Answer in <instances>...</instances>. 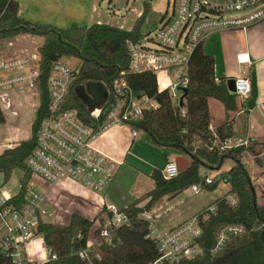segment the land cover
Wrapping results in <instances>:
<instances>
[{
    "label": "trees",
    "instance_id": "1",
    "mask_svg": "<svg viewBox=\"0 0 264 264\" xmlns=\"http://www.w3.org/2000/svg\"><path fill=\"white\" fill-rule=\"evenodd\" d=\"M149 10L150 4L145 0L141 16L130 31L106 24L90 27L74 24L63 29L21 18L17 1L0 0V40L22 35L43 40L38 49L41 106L32 125L31 137L0 155V175L8 183L13 172L21 170L24 172L21 183L25 186L31 180L32 173L26 161L37 146L39 129L50 112L47 81L51 67L65 57L76 58L80 61V68L70 89L67 109L77 110L87 125L96 129L101 127L107 110L118 97L114 82L123 79L127 84L123 94L128 98L147 96L159 104L156 110L145 111L142 119L126 126L131 131L147 134L158 147L171 148L184 154L189 158L190 166L173 179L164 178L161 170H153L150 178L154 188L120 209L128 216L129 223L114 230L108 239L97 242L95 248H89V235L97 219L90 220L73 213L67 225L40 222L36 236L43 239L49 257L44 264H153L159 259L157 243L149 236L151 223L140 216L149 213L165 197L175 198L192 187H199L201 191H215L220 183L230 185L229 193L195 215L199 217L202 232L199 244L203 255L194 263L264 264V196L260 201L243 160L244 153L251 152L258 166H263L264 162L258 157L264 151V142L255 143L248 149L221 150L222 142L235 135L229 113L237 111L239 106L237 96L230 93L226 79L217 78L215 58L205 53L203 44L197 47L190 61L189 86L183 106L174 105L169 92L161 91L153 73L130 72L127 43L139 41ZM248 78L252 93L241 102L244 115L255 108L258 96L254 69L248 71ZM86 84L92 93L95 92L93 90L98 91L92 100L85 95ZM209 100L219 101L226 114L225 120L215 129L211 128ZM97 104L103 105V111L99 120L95 121L89 108ZM5 123V115L0 109V125ZM228 161H232L233 166L223 171ZM202 168L216 173L211 184H206L209 176L207 173L201 174ZM25 196V191H20L7 205L19 210L26 202ZM230 196L237 199L235 206L229 203ZM144 200H147L146 205L140 207ZM212 206L216 207V212H208V217L204 219L201 213ZM228 227H240L243 232L239 236H231L223 251L213 255L218 234ZM94 232L98 234L99 231L95 229ZM82 252L87 254L85 259L80 256ZM0 264L13 263L1 255Z\"/></svg>",
    "mask_w": 264,
    "mask_h": 264
},
{
    "label": "built area",
    "instance_id": "2",
    "mask_svg": "<svg viewBox=\"0 0 264 264\" xmlns=\"http://www.w3.org/2000/svg\"><path fill=\"white\" fill-rule=\"evenodd\" d=\"M263 20L264 0H174L172 12L161 15L154 30L141 32L138 42L127 43L129 70L132 73H153L157 83L158 74L173 76L174 81L161 91L167 90L172 101L177 99L181 102L189 86L190 61L197 47L213 34L246 32ZM9 47H13V43H9ZM24 53L0 56V109L5 116L7 114L13 119L20 117V111L25 106L17 99L20 90L29 91L33 113L36 114L41 106L38 85L40 55L29 56ZM237 63L249 64L248 54L238 55ZM76 74L61 61L51 67L47 81L50 112L39 129L37 146L26 161L32 178L27 185L21 182L19 185V192L25 191L26 194L25 204L15 210L7 202L17 194L11 196L8 191H2L0 195V256L10 259L13 264L48 262H35L25 252V248L37 237L38 225L49 215L44 208L46 194L36 186L39 180L50 187L71 181L98 196L104 195L114 181L120 164L99 151L95 141L111 127L139 121L145 111L156 110L159 106L155 99L147 96L128 98L123 94L127 89L126 82L123 79L116 80L114 89L118 97L107 110L104 124L96 129L87 125L77 110L66 108ZM251 93L250 79L236 78L234 94L237 98L246 99ZM102 111L103 105L100 104V107L90 112L91 118L98 121ZM132 133L133 137L138 135L136 131ZM256 142L250 135H234L222 142L221 150L248 149ZM161 173L166 179L181 174L175 161L167 163ZM212 181L208 177L206 184ZM192 191L198 194L201 189L192 187ZM228 200L232 206L237 204L234 196ZM107 210L109 216L99 231V241L108 239L114 230L129 223L128 216L116 206L108 207ZM208 212L215 213L216 207L212 206L201 213L204 219L208 217ZM144 215L140 217L151 223L149 236L157 243L159 259L153 264H195L194 261L203 255L199 244L202 234L199 217L193 216L171 229L160 231L154 221ZM242 232L240 227L222 230L212 254H219L231 236H239ZM80 256L85 259L87 254L82 252Z\"/></svg>",
    "mask_w": 264,
    "mask_h": 264
},
{
    "label": "crops",
    "instance_id": "3",
    "mask_svg": "<svg viewBox=\"0 0 264 264\" xmlns=\"http://www.w3.org/2000/svg\"><path fill=\"white\" fill-rule=\"evenodd\" d=\"M19 3V16L24 18L28 21L38 24L50 25L55 26L57 28L67 29L72 25H78L82 27H90L94 24H106L109 22H102L103 13L100 11L101 2L102 0H15ZM140 13H138L139 16ZM141 15V14H140ZM133 27V26H132ZM131 28L124 30L130 31ZM122 29V28H121ZM221 39L217 41L219 50L215 53L212 52L211 55L215 58L216 61V76L217 70L220 67L222 74L221 77L217 76V78H225L227 83L229 80H235L236 78L241 77H248V71L251 69L255 70L256 79H257V88H258V96L256 101V106L253 110H251L248 114L244 115V112L241 108V102L244 99L237 98L238 102V110L232 113H229V118L232 121V126L235 132V135L238 136H248L250 135L254 139H256V143L264 142V20L259 22L256 25L251 26L246 32L243 31H229L220 34ZM32 36L29 35H22L16 37L17 39H28ZM34 38V37H32ZM37 38V37H36ZM15 39V38H14ZM29 43V41H28ZM14 46V44H13ZM24 49V48H23ZM23 50H19L16 53H22ZM206 53V52H205ZM207 54V53H206ZM240 54H248L250 63L246 65H239L237 63V56ZM219 68V69H220ZM19 101V100H18ZM212 100H209V110L211 116V128H217L224 120H225V110L224 106L218 101L215 103L217 111V118L213 117L211 103ZM29 110V109H28ZM32 115L34 116L35 120V112L31 109ZM27 113V109L25 106L20 111V117L14 122H19L24 125L26 121L23 119V115ZM257 113V114H256ZM26 116V115H25ZM24 116V117H25ZM6 123L8 122L7 117ZM34 123V122H33ZM21 125V126H22ZM127 126H114L110 129L103 132L95 141V147L101 151L103 154L109 156L110 158L114 159L120 165L118 167L116 176L110 187L108 188L107 192L104 194V198H100V196L94 194L93 192L89 191L88 189L82 187L81 185L71 182V181H64L62 183L57 184L56 186L50 187L46 185L45 187H41L46 191V202L51 203L54 195L57 196L58 192L61 191V187L65 186V184H74L77 185L84 190H86L84 203L80 202L78 205L80 208H85L84 204H88V207L92 206L96 213L95 215L90 218L84 216L82 212L75 210L72 211L70 216L73 213H78L83 217H86L90 220H96L94 225V230L99 228L100 223H106L107 218L109 216L108 213V204L107 201L111 203V205L116 206L117 208L121 209L126 207L136 199L141 198L147 192H136V186L139 185V181L141 180V175L136 173V179L134 180V184L125 187L122 184V177L126 174V171L129 172V165L126 163L127 159L131 155V150L135 149L138 151L143 146L142 141L136 140L139 137V132L136 137H133V133H129ZM16 133H20V129H16ZM17 134H13L10 139L8 140L7 146L3 148L4 150L13 148L21 141L27 140L31 137H27L26 139L16 138ZM147 140L150 143L149 146L153 144L150 140L149 136L147 135ZM147 141V142H148ZM154 145V144H153ZM156 146V145H154ZM160 150L163 151L165 155V162L163 167L159 170H162L165 165L169 162L176 161L179 157L186 158L190 160L182 153L177 150L171 148H162L159 147ZM4 152V151H3ZM248 153V152H246ZM264 153V152H263ZM245 154V153H244ZM134 161H139L138 158L133 159ZM254 162H252L253 164ZM248 168L251 163L247 162ZM261 167H257L256 171L259 172ZM230 169V168H229ZM228 169V170H229ZM227 171V170H223ZM202 173V172H201ZM206 173V172H204ZM151 175V174H150ZM151 179V178H150ZM153 182V181H152ZM154 184V183H153ZM222 187L224 188V192L221 195L223 197L230 191V185L221 183ZM192 190V188H191ZM172 198V199H176ZM169 197H165L161 199L159 202L155 204L153 210L149 213L145 214V218H150L153 221L156 219H163L166 218L171 213V209L168 208V204L170 202ZM163 201V203H161ZM141 207V205H140ZM167 207L166 213L160 214L163 209ZM173 210V209H172ZM154 215L153 216L151 215ZM152 217V218H151ZM190 216L185 215L184 213L180 212L177 207L174 209V212L170 214V217L167 219L165 224L166 228L159 229L160 231H166L168 229L173 228L174 226L178 225L189 219ZM193 217V216H192ZM70 220V218H69ZM155 220V221H156ZM154 221V222H155ZM69 223V222H68ZM67 223V224H68ZM66 224V225H67ZM98 224V225H97ZM36 239V238H35ZM34 239V240H35ZM28 246V254L30 257L33 258L34 254L32 252L33 248V241ZM35 242V241H34ZM31 246V247H30ZM90 246V245H89ZM91 247V246H90ZM31 250V251H30Z\"/></svg>",
    "mask_w": 264,
    "mask_h": 264
},
{
    "label": "rangeland",
    "instance_id": "4",
    "mask_svg": "<svg viewBox=\"0 0 264 264\" xmlns=\"http://www.w3.org/2000/svg\"><path fill=\"white\" fill-rule=\"evenodd\" d=\"M145 0H102V4L100 7L101 13H103L102 16V22H109L107 25H111L113 27L117 28H131L135 21L141 16V12L143 9V2ZM150 4V10L146 18L144 19V24L141 28L142 33H147L150 30H154L158 24V19L161 15L166 14L167 12L170 14L173 9V2L174 0H146ZM138 13L139 16H138ZM28 39H4L0 40V56H12L16 52H19V50H23L25 52L24 54H27L31 56L32 54H36L39 56L38 49L42 45L43 40L41 38H29ZM221 39L220 34H213L209 38H207L203 44L204 51L211 55L212 52H217L219 50V47L217 44V41ZM29 41V43H28ZM9 43H13V47H9ZM24 48V49H23ZM20 54V53H18ZM61 63L66 66L69 70L78 72L80 68V61L73 57H65L61 60ZM220 68V67H219ZM218 68L217 76L221 77L222 71L221 68ZM232 80V79H231ZM229 80L228 83L231 81ZM236 80V79H235ZM174 81V77L172 76H166L165 74H158V85L159 88L162 89L164 86H167L168 84L172 83ZM235 87V86H234ZM85 89V95L87 99L92 100L95 98V92H98L97 90H93L95 92H91L89 90V85H84ZM229 91L230 93L234 94L235 90L233 87L229 84ZM17 99L24 103L27 113L23 115L24 121H26V124L22 125L19 122H14V120L19 119H13L10 118L7 114L5 117H7V124L0 125V155L3 153L5 146H7L8 140L13 134H17L16 138L18 140L20 139H26L32 134V125L34 122V116L31 112L30 107V93L28 90H20L17 94ZM218 101L212 100L211 109L212 114L214 118H217V110L215 107V103ZM180 101L177 99L173 100L174 105H179ZM29 109V110H28ZM257 114V113H256ZM26 115V116H25ZM25 116V117H24ZM22 125V126H21ZM20 129V133H16V129ZM129 131V133H132L131 129L127 126L126 127ZM147 134L145 133H139V137L136 139L137 141L140 140L143 143V146L138 151L135 149H132L131 155L127 159L126 163L129 165V172L126 171V174L122 177V184L125 187H128L132 184H134V180L136 179V173H139L141 175V180L139 181V185L136 186V192H147L153 188L154 184L152 180L150 179V174L153 172V170L157 169L159 170L161 167H163L165 162V155L163 154V151L159 149L158 146L152 145L149 146L150 143L147 140ZM148 141V142H147ZM262 152V151H260ZM264 152V151H263ZM263 152L260 154L258 159L262 162H264V156ZM138 158L139 161H134L133 159ZM189 159V158H188ZM244 163L247 165V170L251 176L252 181L255 184L258 198L260 201H262V198L264 196V165L258 166V163L255 162V157L251 152L244 154ZM247 162L251 163V165L248 168ZM252 162H254L252 164ZM233 166L232 161H228L226 165L223 167V170H228ZM257 167H261L259 172L256 171ZM201 174H204L206 172L209 176V178L214 179L216 173L207 171V169L202 168ZM24 177V172L21 170H15L12 174L11 179L8 183L4 182L3 175H0V195L2 191H8L11 196H14L18 194L19 192V185L21 180ZM39 179V178H36ZM221 184V183H220ZM218 186V188L215 191H209L207 189L201 191L198 194H194L193 191L188 189L181 195L177 196L176 199L170 200L168 204V208L171 209V213L174 212V209L177 207V209L184 213L187 216H195L198 212L202 211L204 208L210 206L213 204V202L220 198L223 192L225 191L222 185ZM46 183L39 180L37 183V187L39 190H41L43 193H46L44 189L41 187L46 188ZM86 190L83 188L74 185V184H65V186L61 187V191L58 192L57 196L54 195L51 203H44V208L48 210L49 215L45 216L43 218L44 222L53 223V224H60V225H66L69 222L70 214L72 211L78 210L82 212L84 216L92 218L96 211L95 209L90 206L88 207V204H84L86 207L80 208L79 203L85 202V194ZM100 198H104L105 196L102 195ZM108 207H111V203L107 201ZM259 201V202H260ZM147 203V200H144L140 205L141 207H144ZM163 203V201H161ZM155 207V205L153 206ZM153 207L150 211L153 210ZM173 209V210H172ZM167 207L160 212L166 213ZM166 218L161 219H155L154 224L158 229H162L163 227L166 228L165 224L167 222V219L170 217V214ZM147 214V213H145ZM167 214V213H166ZM154 218V215L151 214ZM152 218V217H151ZM98 225V224H97ZM105 225V223H104ZM103 223L101 222L98 228V231H100L101 228L104 227ZM98 234L94 232V230L89 235V248H95L97 246V241H99ZM35 241V242H34ZM33 241V248L32 252L35 253L33 258L29 256L30 259L34 260L35 262L43 263L48 260V253L45 248L43 239L41 237H36V239ZM29 246V245H28ZM28 246L25 248V252L28 254ZM31 247V246H30ZM31 251V250H30ZM29 255V254H28Z\"/></svg>",
    "mask_w": 264,
    "mask_h": 264
},
{
    "label": "water",
    "instance_id": "5",
    "mask_svg": "<svg viewBox=\"0 0 264 264\" xmlns=\"http://www.w3.org/2000/svg\"><path fill=\"white\" fill-rule=\"evenodd\" d=\"M229 84L231 87H233V89L235 90V80H231L229 83H228V88H229ZM187 94V90L184 91V96L182 97L181 99V102H180V105L183 106L184 104V98ZM98 107H100V104H97L96 106H93L89 109V112H92L94 111L95 109H97ZM176 164L178 165L179 167V170H180V173H183L185 172L188 168H189V161L186 159V158H183V157H179L178 159H176Z\"/></svg>",
    "mask_w": 264,
    "mask_h": 264
}]
</instances>
